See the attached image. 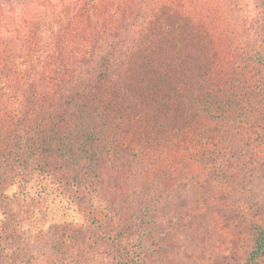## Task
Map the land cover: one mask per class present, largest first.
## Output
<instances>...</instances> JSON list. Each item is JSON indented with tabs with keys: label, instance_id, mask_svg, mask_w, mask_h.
I'll return each mask as SVG.
<instances>
[{
	"label": "trees",
	"instance_id": "obj_1",
	"mask_svg": "<svg viewBox=\"0 0 264 264\" xmlns=\"http://www.w3.org/2000/svg\"><path fill=\"white\" fill-rule=\"evenodd\" d=\"M90 16L99 53L81 57L87 71L78 80H67L66 41L55 45L57 112L43 120L35 102L12 128L0 127V263L15 248L18 264H142L149 247L164 245L150 217L157 189L177 184L193 163L209 175L189 177L196 188L228 196L234 189L252 199L249 209L264 222V188L262 198L253 192L264 185V29L224 61L216 47L221 35L192 27L187 14ZM102 167L125 172L126 196L107 207L105 218L91 217L90 226H58L25 249L21 206L6 187L29 182L34 170L70 174L78 187ZM250 224L243 264H264V226Z\"/></svg>",
	"mask_w": 264,
	"mask_h": 264
},
{
	"label": "rangeland",
	"instance_id": "obj_2",
	"mask_svg": "<svg viewBox=\"0 0 264 264\" xmlns=\"http://www.w3.org/2000/svg\"><path fill=\"white\" fill-rule=\"evenodd\" d=\"M93 9L105 20L115 13L149 17L187 14L192 27L221 35L216 47L224 61L237 47L255 43L257 27L264 29V0H0L3 130L12 128L22 110L32 108L35 102L44 112L43 120L49 121L57 112L60 99L54 80L58 71L55 45L58 39H62L61 44L66 41L67 80H78L87 71L81 57L91 59L89 55L95 58L99 53L97 43L92 41L98 26L90 16ZM134 27L141 25L135 23ZM191 46L197 48V44ZM184 173L177 184L164 182L157 189L150 217L164 245L158 250L149 247L142 264H243L254 236L250 223L264 226L255 210L249 209L252 199H244L234 189L228 196L223 189L212 188V195L196 188V181L189 177H199L200 181L209 178L199 163H193ZM28 174L29 182L4 190L9 198L16 196L15 204L21 206L18 233L25 249L34 248L40 234L59 230L58 226L84 229L90 226L91 217L105 218L109 205L121 200L130 189L125 172L109 167L96 169L97 177L83 179L78 187L67 173L50 175L34 170ZM262 188L263 181L253 186L256 198H262ZM220 193L227 196L225 200L219 199ZM14 249L7 250V258L0 264H18Z\"/></svg>",
	"mask_w": 264,
	"mask_h": 264
}]
</instances>
